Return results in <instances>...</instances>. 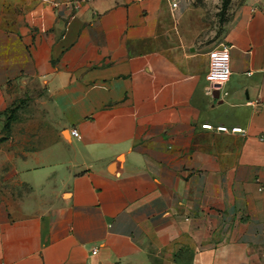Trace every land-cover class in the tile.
I'll return each instance as SVG.
<instances>
[{"label":"crops","instance_id":"crops-1","mask_svg":"<svg viewBox=\"0 0 264 264\" xmlns=\"http://www.w3.org/2000/svg\"><path fill=\"white\" fill-rule=\"evenodd\" d=\"M173 1L0 0V264H264V0Z\"/></svg>","mask_w":264,"mask_h":264},{"label":"built area","instance_id":"built-area-1","mask_svg":"<svg viewBox=\"0 0 264 264\" xmlns=\"http://www.w3.org/2000/svg\"><path fill=\"white\" fill-rule=\"evenodd\" d=\"M177 6L176 0L172 2V7ZM209 56V66L206 72L205 78L208 82V92L211 94L213 91L218 90L220 86L225 84L230 77V46L226 44H219L217 47L213 48L208 52ZM204 129L212 130L214 129L212 124L205 123L201 126ZM217 131L221 132H238L242 131L241 128L234 127L230 130L225 125H218L215 127ZM73 135H77L75 129L72 130ZM258 189L261 190L262 186L259 185ZM97 248H92L90 254L95 256L97 254ZM96 264V263H90Z\"/></svg>","mask_w":264,"mask_h":264},{"label":"rangeland","instance_id":"rangeland-1","mask_svg":"<svg viewBox=\"0 0 264 264\" xmlns=\"http://www.w3.org/2000/svg\"><path fill=\"white\" fill-rule=\"evenodd\" d=\"M199 1V0H197ZM226 0H209V10L212 16L210 20L216 26V30L219 31L225 14Z\"/></svg>","mask_w":264,"mask_h":264},{"label":"trees","instance_id":"trees-1","mask_svg":"<svg viewBox=\"0 0 264 264\" xmlns=\"http://www.w3.org/2000/svg\"><path fill=\"white\" fill-rule=\"evenodd\" d=\"M229 1H230V0H226V3H225V10L227 9V6H228Z\"/></svg>","mask_w":264,"mask_h":264},{"label":"water","instance_id":"water-1","mask_svg":"<svg viewBox=\"0 0 264 264\" xmlns=\"http://www.w3.org/2000/svg\"><path fill=\"white\" fill-rule=\"evenodd\" d=\"M215 94H217V90H215Z\"/></svg>","mask_w":264,"mask_h":264}]
</instances>
